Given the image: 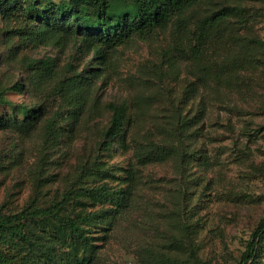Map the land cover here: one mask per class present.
Listing matches in <instances>:
<instances>
[{
    "label": "rangeland",
    "instance_id": "rangeland-1",
    "mask_svg": "<svg viewBox=\"0 0 264 264\" xmlns=\"http://www.w3.org/2000/svg\"><path fill=\"white\" fill-rule=\"evenodd\" d=\"M224 6L239 10L228 19L241 40L211 45L207 60L213 66L234 54L243 57L238 54L241 42L249 52L250 38L264 42V0H200L181 22L168 23L145 40L132 36L109 50L104 66L102 56L79 49L80 41L69 34L58 41L27 43L8 32L13 24L0 16V86L23 82L22 91L7 90L5 98L41 109L28 130L0 129V212L21 210L33 198L39 206L49 205L71 189L96 185L88 172L102 161L112 171L110 187H124L128 171L137 184L125 214L113 227L93 233L99 237L96 264H145L147 250L187 256L185 246L174 248L178 222L194 228L188 239L205 264H236L264 217V67L242 69L232 86L210 80L184 101L186 87L196 79L188 56L196 24ZM109 11L133 17L137 6L109 0ZM47 57L56 74L33 82L27 63ZM70 82L78 89L89 87L82 106L67 93ZM202 99L206 111L192 127L198 132L186 148L171 133L173 115L176 110L191 115ZM112 104L126 109V147L113 141L103 150ZM11 113L10 105H0V116ZM136 143L178 150L162 162L141 164L133 156ZM249 264H264V234Z\"/></svg>",
    "mask_w": 264,
    "mask_h": 264
},
{
    "label": "trees",
    "instance_id": "trees-1",
    "mask_svg": "<svg viewBox=\"0 0 264 264\" xmlns=\"http://www.w3.org/2000/svg\"><path fill=\"white\" fill-rule=\"evenodd\" d=\"M136 4L137 12L133 17L126 13L109 11V0H0V16L12 26L7 31L31 43L58 41L64 35L80 41L79 49H93L102 56L99 64L104 66V56L109 50L116 49L132 36L140 40L150 37L158 28L168 23L181 22V16L200 0H127ZM238 15L234 6H224L199 20L193 32L194 44L188 56L196 71V79L188 84L184 101L193 94L201 93L210 80L220 83L227 81L229 86L242 69L264 67V42L250 38V52L241 42L240 50L244 56L234 54L213 66L207 60L209 49L214 44L239 43L229 21L230 15ZM32 71L31 80L41 81L53 77L55 63L52 58L31 60L27 63ZM214 67V69H210ZM212 74H209V73ZM35 78L36 80L32 79ZM69 96L76 95L82 106L89 87L76 88L73 82L66 85ZM61 88V87H60ZM23 82L17 81L9 87L0 86V105H10L12 113L0 116V129L12 126L30 129L41 115L39 107L16 105L5 98L7 90L22 91ZM62 90V88H61ZM72 94V95H71ZM113 111L110 124L104 131L102 149H109L113 141L126 147L129 122L123 106L110 105ZM20 111L22 117L16 113ZM206 111L204 100H199L194 112L176 110L171 127L179 145L188 148ZM74 117L77 113H71ZM55 117L54 120L55 121ZM52 126V127H51ZM50 127L53 128V124ZM53 129H51L52 131ZM190 140V141H189ZM178 147L168 144L149 145L136 143L133 156L141 164L162 162L176 153ZM95 169L88 172L91 180L99 182L91 187L83 185L69 190L61 199L49 205L39 206L36 198L31 199L21 210L11 213L0 212V264H96L99 237L95 232L106 231L115 221L125 214L132 203L136 181L132 171L127 172L124 187H110L108 179L112 171L102 161L95 163ZM101 182V183H100ZM98 206V207H96ZM89 207L93 209L88 210ZM180 235L174 241V248L185 246L188 255L167 251L143 252L145 264H205L196 254L193 239H188L194 228L186 222H178ZM93 226L98 230L94 231ZM264 234V217L251 233L245 251L236 264H249L255 258V248ZM104 239V235H101ZM186 238V239H185Z\"/></svg>",
    "mask_w": 264,
    "mask_h": 264
}]
</instances>
